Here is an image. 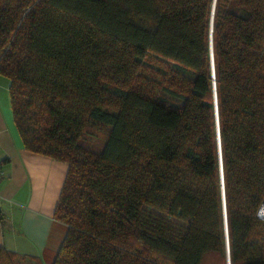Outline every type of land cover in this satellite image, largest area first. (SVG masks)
I'll use <instances>...</instances> for the list:
<instances>
[{
    "label": "trees",
    "instance_id": "16d2710c",
    "mask_svg": "<svg viewBox=\"0 0 264 264\" xmlns=\"http://www.w3.org/2000/svg\"><path fill=\"white\" fill-rule=\"evenodd\" d=\"M0 74L69 165L51 264H264V0H0Z\"/></svg>",
    "mask_w": 264,
    "mask_h": 264
},
{
    "label": "crops",
    "instance_id": "0c3cea01",
    "mask_svg": "<svg viewBox=\"0 0 264 264\" xmlns=\"http://www.w3.org/2000/svg\"><path fill=\"white\" fill-rule=\"evenodd\" d=\"M10 84L0 74V247L17 264H51L67 231L55 210L69 165L26 148Z\"/></svg>",
    "mask_w": 264,
    "mask_h": 264
},
{
    "label": "built area",
    "instance_id": "2783aa9c",
    "mask_svg": "<svg viewBox=\"0 0 264 264\" xmlns=\"http://www.w3.org/2000/svg\"><path fill=\"white\" fill-rule=\"evenodd\" d=\"M258 216L264 220V201L260 204V207L258 209Z\"/></svg>",
    "mask_w": 264,
    "mask_h": 264
},
{
    "label": "water",
    "instance_id": "95a60500",
    "mask_svg": "<svg viewBox=\"0 0 264 264\" xmlns=\"http://www.w3.org/2000/svg\"><path fill=\"white\" fill-rule=\"evenodd\" d=\"M215 84V83H214ZM215 100H216V95H215ZM223 193H224V187H223ZM224 203V214H225V202L223 201ZM225 228H226V233H227V220H226V214H225ZM227 252H228V264H230V257H229V250H228V247H227Z\"/></svg>",
    "mask_w": 264,
    "mask_h": 264
},
{
    "label": "rangeland",
    "instance_id": "374dc122",
    "mask_svg": "<svg viewBox=\"0 0 264 264\" xmlns=\"http://www.w3.org/2000/svg\"><path fill=\"white\" fill-rule=\"evenodd\" d=\"M158 65H161V64H159V63H157Z\"/></svg>",
    "mask_w": 264,
    "mask_h": 264
}]
</instances>
